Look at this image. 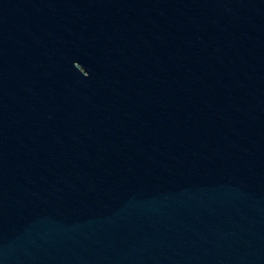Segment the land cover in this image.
Here are the masks:
<instances>
[{"label": "water", "instance_id": "obj_1", "mask_svg": "<svg viewBox=\"0 0 264 264\" xmlns=\"http://www.w3.org/2000/svg\"><path fill=\"white\" fill-rule=\"evenodd\" d=\"M0 264H264V0H0Z\"/></svg>", "mask_w": 264, "mask_h": 264}]
</instances>
